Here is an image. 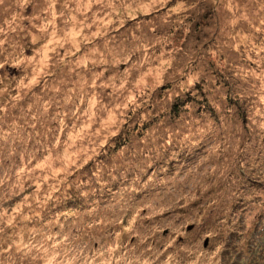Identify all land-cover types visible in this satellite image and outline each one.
I'll use <instances>...</instances> for the list:
<instances>
[{
    "label": "rangeland",
    "instance_id": "374dc122",
    "mask_svg": "<svg viewBox=\"0 0 264 264\" xmlns=\"http://www.w3.org/2000/svg\"><path fill=\"white\" fill-rule=\"evenodd\" d=\"M0 264H264V0H0Z\"/></svg>",
    "mask_w": 264,
    "mask_h": 264
}]
</instances>
